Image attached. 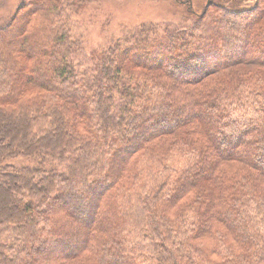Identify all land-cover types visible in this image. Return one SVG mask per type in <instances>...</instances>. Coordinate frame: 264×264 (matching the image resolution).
<instances>
[{
	"label": "trees",
	"instance_id": "16d2710c",
	"mask_svg": "<svg viewBox=\"0 0 264 264\" xmlns=\"http://www.w3.org/2000/svg\"><path fill=\"white\" fill-rule=\"evenodd\" d=\"M194 15L92 69L59 0L0 23V264H264V0Z\"/></svg>",
	"mask_w": 264,
	"mask_h": 264
},
{
	"label": "rangeland",
	"instance_id": "374dc122",
	"mask_svg": "<svg viewBox=\"0 0 264 264\" xmlns=\"http://www.w3.org/2000/svg\"><path fill=\"white\" fill-rule=\"evenodd\" d=\"M22 0H0V23H3L16 10ZM90 0L85 4L68 5V0H59L63 20L71 29V36L78 39L82 50L75 59L81 60L82 69H92L93 61L114 40L123 38L144 23L180 26L192 20L194 14L201 12L209 3L221 6L228 0ZM259 1V0H258ZM257 1V3H258ZM255 0H237V8L249 9ZM225 4V5H224ZM73 6V7H72ZM163 26V25H162ZM134 31V30H133ZM74 59V60H75ZM31 164L32 160L20 158L8 163Z\"/></svg>",
	"mask_w": 264,
	"mask_h": 264
},
{
	"label": "flooded vegetation",
	"instance_id": "af4514ba",
	"mask_svg": "<svg viewBox=\"0 0 264 264\" xmlns=\"http://www.w3.org/2000/svg\"><path fill=\"white\" fill-rule=\"evenodd\" d=\"M209 1H210V0H209ZM257 1H258V0H255L254 4H253L251 7H249V9H251L252 7H255V6L257 5ZM184 2H185V1H184ZM236 2H237V0H228V2H225V4L227 5L228 3H229V4H231V3L234 4V3H235L234 6H237V3H236ZM185 3H189V7L192 6V5H191L192 3H191L190 0H187V2H185ZM225 4H224V5H225ZM231 6H233V5H231Z\"/></svg>",
	"mask_w": 264,
	"mask_h": 264
},
{
	"label": "water",
	"instance_id": "95a60500",
	"mask_svg": "<svg viewBox=\"0 0 264 264\" xmlns=\"http://www.w3.org/2000/svg\"><path fill=\"white\" fill-rule=\"evenodd\" d=\"M252 8H254V7H252Z\"/></svg>",
	"mask_w": 264,
	"mask_h": 264
}]
</instances>
